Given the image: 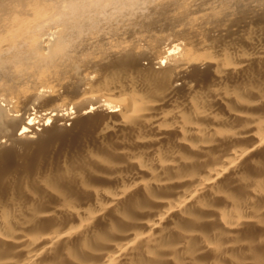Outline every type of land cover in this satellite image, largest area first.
Wrapping results in <instances>:
<instances>
[{
  "label": "bare ground",
  "instance_id": "1",
  "mask_svg": "<svg viewBox=\"0 0 264 264\" xmlns=\"http://www.w3.org/2000/svg\"><path fill=\"white\" fill-rule=\"evenodd\" d=\"M0 264H264V0H0Z\"/></svg>",
  "mask_w": 264,
  "mask_h": 264
}]
</instances>
